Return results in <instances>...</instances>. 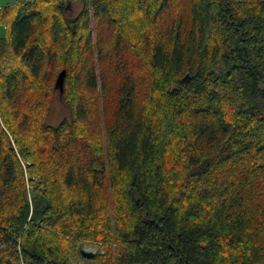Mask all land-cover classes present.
Segmentation results:
<instances>
[{
    "label": "trees",
    "instance_id": "obj_1",
    "mask_svg": "<svg viewBox=\"0 0 264 264\" xmlns=\"http://www.w3.org/2000/svg\"><path fill=\"white\" fill-rule=\"evenodd\" d=\"M71 1L0 7V264H264V0Z\"/></svg>",
    "mask_w": 264,
    "mask_h": 264
},
{
    "label": "rangeland",
    "instance_id": "obj_2",
    "mask_svg": "<svg viewBox=\"0 0 264 264\" xmlns=\"http://www.w3.org/2000/svg\"><path fill=\"white\" fill-rule=\"evenodd\" d=\"M15 0H0V7L4 6L5 4L14 2ZM81 3L79 0H72L69 5L64 9V15L66 18H71L74 16L77 11L80 9ZM91 25V37L92 41L94 37L97 35V32L99 35H103L105 33L104 29L98 28L97 30L94 27L93 20L90 22ZM125 29L124 32H128L129 28L127 25H124ZM4 33L3 27L0 25V36H2ZM96 49V48H95ZM91 62L93 65V68L95 67L94 73L95 77L97 76L98 70H97V60H96V54L95 50L91 49ZM56 74V73H55ZM54 74V76H55ZM55 78L52 79L51 86L53 87ZM107 81V78H106ZM99 82L96 79V89L95 91H89L87 89H78L79 91L73 94V96L80 95L81 98H83L84 102L86 101L87 105H89V115L87 116L86 122L89 125V127H95L97 128L100 133L103 134V128L104 123L107 120L108 117V105H107V99L101 95L100 89H98ZM68 116L67 109L62 104V102L59 99V92L57 89L52 88V92L50 94V101L48 105V109L45 113L44 123L48 125L55 126L58 124L63 118H66ZM96 129V130H97ZM27 198L29 199V195L27 194ZM81 247L85 250L94 251L95 246L91 244H85L83 243ZM73 261V260H71ZM75 264H82V260H77Z\"/></svg>",
    "mask_w": 264,
    "mask_h": 264
},
{
    "label": "water",
    "instance_id": "obj_3",
    "mask_svg": "<svg viewBox=\"0 0 264 264\" xmlns=\"http://www.w3.org/2000/svg\"><path fill=\"white\" fill-rule=\"evenodd\" d=\"M63 73H64V71L60 70L57 73L55 80H54L53 87L56 88L58 90V92H61V90H62ZM78 252L82 258L90 257V256H93V254H94V251L85 250L82 247L79 248Z\"/></svg>",
    "mask_w": 264,
    "mask_h": 264
}]
</instances>
